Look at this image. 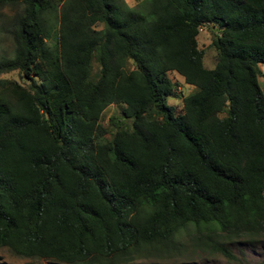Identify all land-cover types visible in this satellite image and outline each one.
<instances>
[{"label":"trees","instance_id":"1","mask_svg":"<svg viewBox=\"0 0 264 264\" xmlns=\"http://www.w3.org/2000/svg\"><path fill=\"white\" fill-rule=\"evenodd\" d=\"M5 6L22 13L0 76L28 86L0 80V248L57 264H243L231 245L264 238V0ZM209 26L213 69L198 42ZM171 73L195 87L179 116ZM112 105L123 118L105 127Z\"/></svg>","mask_w":264,"mask_h":264},{"label":"rangeland","instance_id":"2","mask_svg":"<svg viewBox=\"0 0 264 264\" xmlns=\"http://www.w3.org/2000/svg\"><path fill=\"white\" fill-rule=\"evenodd\" d=\"M120 5L127 11L146 14L148 9L146 8L147 0H118ZM21 6H5L0 8V60H11L14 58L15 44L13 41L12 30L15 20L21 15ZM51 23L54 25L51 31V38L49 44L56 42L57 27L54 19V15L51 18ZM210 26L204 28L201 31L198 38L199 47L206 51L204 64L206 68L213 69L217 62V52L212 47L213 35L216 33ZM97 69V65L95 64ZM262 77L259 78L260 85L264 92V65L260 66ZM171 80L177 85V97L170 98L168 103L175 108V115L179 116L183 113V98L189 96L195 92V87L186 85L184 79L178 74L171 73ZM0 80H7L20 83L24 87H27V80L20 71H14L0 76ZM125 106L112 105L104 112L102 118V124L105 127H109L111 119H115L118 122L123 118V111ZM189 233H193L191 229ZM187 234L183 233L178 240H185ZM233 253L241 260L243 264H264V238L258 242L248 243L245 241H238L231 245ZM57 264L55 262L46 260H31L27 258H21L16 256L8 248H0V264ZM136 264H231L220 256H207L191 253L184 255H175L171 258H164L161 260L155 258L141 257L136 261Z\"/></svg>","mask_w":264,"mask_h":264},{"label":"water","instance_id":"3","mask_svg":"<svg viewBox=\"0 0 264 264\" xmlns=\"http://www.w3.org/2000/svg\"><path fill=\"white\" fill-rule=\"evenodd\" d=\"M63 143H61V145H62Z\"/></svg>","mask_w":264,"mask_h":264}]
</instances>
